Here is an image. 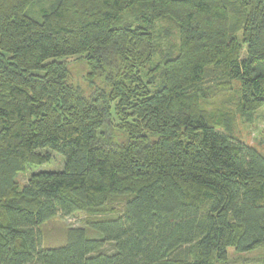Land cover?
Listing matches in <instances>:
<instances>
[{
	"label": "trees",
	"instance_id": "trees-1",
	"mask_svg": "<svg viewBox=\"0 0 264 264\" xmlns=\"http://www.w3.org/2000/svg\"><path fill=\"white\" fill-rule=\"evenodd\" d=\"M31 4L0 0V264H216L264 248V154L203 106L235 81L243 115L264 106V0ZM127 10L174 22L160 63L149 28L117 26ZM76 55L88 90L58 61ZM142 71L160 73L155 89ZM49 151L63 170L20 188ZM79 211L94 217L41 246L40 225Z\"/></svg>",
	"mask_w": 264,
	"mask_h": 264
},
{
	"label": "rangeland",
	"instance_id": "rangeland-1",
	"mask_svg": "<svg viewBox=\"0 0 264 264\" xmlns=\"http://www.w3.org/2000/svg\"><path fill=\"white\" fill-rule=\"evenodd\" d=\"M56 2L57 0H32V4L28 9L29 14L36 16L41 10H48L53 7ZM126 24L132 27L139 25L149 28L154 36L153 43H155L156 50L153 56V64L160 63L164 57L173 52L177 44V28L170 19L148 24L147 18L138 15L136 10H127L123 13L117 26ZM243 53L244 50L242 51V56ZM58 61L65 65L71 84L88 90V68L85 55L69 56L59 59ZM159 74H149L142 71L141 75L143 81L148 82L151 89H155L161 80ZM96 81L97 80H95V82ZM238 88L239 83L236 81L233 82L230 89L219 90V92L206 101L203 106L205 110L209 112L224 114L222 115L224 119L222 123L228 125L229 132L242 142L255 147L264 154V106L249 115H243L238 108ZM116 123V118L112 117L111 124L114 125ZM49 152L51 158L48 162L41 165L29 164L26 166L24 172L16 175L15 181L20 188L27 183L28 177L33 173L63 170L64 159L62 155L55 151ZM121 207V204L116 203L114 210L120 211ZM93 217L94 216L84 211L75 212L69 216H55L39 226L41 246L45 248L62 245L65 242L68 228L85 227L86 222ZM95 235L98 236L99 234L96 233ZM103 249L109 251L112 249V246L110 244H105ZM263 256V247L242 253H237L232 247H229L227 249V262L216 264H261Z\"/></svg>",
	"mask_w": 264,
	"mask_h": 264
}]
</instances>
